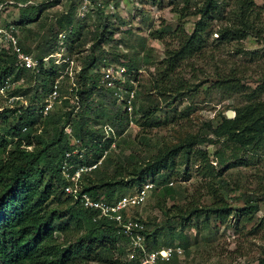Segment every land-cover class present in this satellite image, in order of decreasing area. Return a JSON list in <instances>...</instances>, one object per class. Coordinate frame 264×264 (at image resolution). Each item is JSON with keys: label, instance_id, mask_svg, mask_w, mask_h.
I'll list each match as a JSON object with an SVG mask.
<instances>
[{"label": "rangeland", "instance_id": "374dc122", "mask_svg": "<svg viewBox=\"0 0 264 264\" xmlns=\"http://www.w3.org/2000/svg\"><path fill=\"white\" fill-rule=\"evenodd\" d=\"M6 1L0 0L1 25L17 21L19 11L24 8L9 5ZM22 1L38 9L37 16L18 29L24 47L30 52L26 54L37 59L36 44L50 35L49 30L56 31L55 18L59 14L69 13L71 22L63 24L58 30L50 54L58 53L73 58L80 67L82 59L90 53L92 43L97 39L95 35L102 30L105 42H101L100 47L93 51L99 59L95 68L98 66L90 71L97 73L99 79L98 69L102 64L101 59H104L112 65L123 66L129 74L128 78L135 84L132 111L126 114L122 132L117 134L109 122H104L112 132H102L101 140L111 137V141L99 158L102 164L100 170L108 175L115 168L124 173L123 167L142 161L157 148H173L190 135L212 140L204 141L189 151H173L172 163L160 174L169 177L171 183L166 185L172 190V197L163 195L159 187L153 186L143 203L129 209L130 216L144 223V228L150 234L148 244L153 250L166 246L182 250L180 257L174 256L162 264H264L261 262L264 258V142L243 151L215 140L208 129L216 125L221 116L231 118L234 107L242 105L246 98L243 92L227 91L216 87V84L212 85L217 73L232 69L240 83L247 87L245 92L262 83L264 10L259 14L258 36L250 34L241 40L227 43L218 40L216 30L223 24L219 18L232 5L230 2L222 5L218 18L204 31L206 35L203 36L205 41L202 51L181 62L173 74L164 77L159 62L165 49L175 48L178 30L182 28L190 33L198 18L196 15L179 17L176 11L183 7L184 0ZM253 2L262 5L261 0ZM187 5L193 7L194 0H188ZM102 23L105 24L104 29ZM179 85L182 89L176 92ZM192 85H197V88L192 90ZM16 92L19 93L18 89ZM30 93L23 98L32 101L35 106L39 105L40 98ZM1 101L0 97V104ZM50 104L51 111H66L62 100ZM115 105L121 111L120 104ZM153 107L156 110L149 119H145L144 113ZM99 111L106 120H112L109 106L105 105ZM228 111L230 115H227ZM41 121L42 118L35 121L33 135L47 140L45 133H42ZM9 122L12 121L9 119ZM100 125L92 120L88 123L90 129L99 128ZM31 141L35 140L32 138ZM217 151L227 157L223 166L216 163ZM127 156H131V162L125 160ZM218 180L224 181L218 191L230 208L224 218L214 215L205 218L201 215L183 221L171 217L175 206L186 208L210 204L213 198L208 187L218 185ZM84 184L80 182V185ZM135 189L136 184L126 183L115 194L125 195ZM247 198L253 201L257 210L245 220V214H240L238 210ZM59 207L63 209L65 206ZM71 223L63 232H54L57 241L64 245L75 243L88 227L87 223H83L80 229H76L74 223ZM152 241L155 243L152 244ZM105 252H108L107 259L110 261L91 260L72 264H124L131 259H138L136 252L129 258L131 250L124 239L118 240L113 248Z\"/></svg>", "mask_w": 264, "mask_h": 264}, {"label": "trees", "instance_id": "16d2710c", "mask_svg": "<svg viewBox=\"0 0 264 264\" xmlns=\"http://www.w3.org/2000/svg\"><path fill=\"white\" fill-rule=\"evenodd\" d=\"M261 1L262 5L258 6L253 0H194L193 7H189L188 0H184L183 7L176 11L179 17L196 15L198 18L194 21L190 33L182 28L178 30V42L175 48L165 49L164 56L159 62L163 67V76H170L181 62L197 56L202 51L206 35L204 31L211 27V22L218 18L217 14L222 12L227 2L232 6L219 18L223 24L216 30L218 40L228 43L231 40H241L250 34L258 36L259 14L264 10V0ZM37 12L35 6H25L19 11L17 21L8 22L16 29L18 45L26 53L29 50L24 47L18 29L22 28V24H27L36 17ZM69 22H71L69 13L59 14L55 18L56 31L49 30L50 35H46L36 44L37 59L40 60L50 54L56 42V35L59 34L58 30ZM104 27L105 24L103 29ZM95 36L97 39L92 43L90 53L82 59L72 91L66 90L68 79L65 74L61 75L66 63L56 65L52 62L53 59L49 58L46 64L41 62L38 64L37 72H31L28 69L13 70L10 65L13 57L10 55H7V60L1 59L0 79L8 75H13L15 78L22 77L23 83L17 88L19 94L26 96L32 92V96L40 98V101L37 106L29 101L31 105L17 114L13 109H4L0 112V264H72L91 260L107 262L108 252L105 251L113 248L118 240L123 239L114 223L104 219L92 220L95 212L81 208L76 201L63 194L62 186L65 181L59 172L63 153L71 148L67 136L63 133L65 124L75 128L74 135L86 148L82 161L86 165L95 163L111 141V137L101 140L103 132L101 127L96 129L88 127L91 120L101 125L109 122L117 134L125 127L126 114L115 105L110 90L98 83L97 73L91 72L95 68L96 61L99 60L93 53L94 48H99L100 43L105 42L102 30ZM59 76H61L58 89L60 94L75 93L79 99V108L76 112L77 114L79 112V115L75 114L77 118L71 116L72 105L68 98L60 99L66 111L48 110L44 115L41 112L51 85ZM214 84L223 90L243 92L246 98L242 105L234 107V115L231 118L221 116L216 125L208 127L212 138L243 151L261 145L264 142V97H262L264 77L260 85L245 92L247 87L240 83L231 69L229 72L217 73L215 83L212 85ZM192 86V90L197 88V85ZM181 89L179 85L175 91ZM105 105L112 111L111 121L106 120L99 111ZM155 110L156 107L147 109L144 118L149 119ZM39 118H42V133H45L47 140L33 135V125ZM9 119L12 122H9ZM32 138L34 142L31 141ZM204 141L212 142L210 138H196L190 135L173 148H157L142 161H135L123 167L124 173L115 168L113 173L108 175L100 170L102 164L99 163L90 173L83 174L81 181L85 184L81 185V192L87 193L94 200L103 198L109 202L121 196V194L116 195L115 192L124 184L133 183L138 188L149 176V181L153 182L155 187H159L163 195L172 197V190L166 185L169 177L160 175L161 172L172 163L173 151H189ZM215 154L216 163L223 166L227 157L221 151ZM125 160L131 162V156L125 157ZM223 183V180H218V185L211 184L212 187H208L213 198L210 204L192 205L186 208L175 206L171 217H178L183 221L201 215L205 218L208 215L224 218L230 208L219 195L218 188L220 185L223 186ZM52 203L55 205L49 206ZM60 205L65 207L61 209ZM256 210V205L247 198L238 211L240 214H245V220H248ZM71 222L76 229H80L83 223H87L88 227L75 243L64 245L57 241L54 232H63L72 224ZM140 222L145 227L144 223ZM141 234L147 250H153L154 248L148 244L150 234L145 228ZM154 243L152 241V244ZM261 262L264 263V258ZM124 264H137V259H131Z\"/></svg>", "mask_w": 264, "mask_h": 264}, {"label": "built area", "instance_id": "2783aa9c", "mask_svg": "<svg viewBox=\"0 0 264 264\" xmlns=\"http://www.w3.org/2000/svg\"><path fill=\"white\" fill-rule=\"evenodd\" d=\"M6 3L15 5L17 8L27 6L26 1L22 0H7ZM17 41L16 29H14L13 25L11 23L0 24V66L2 65L1 59L7 60V55H10L13 57V61L10 64L13 70L28 69L31 72H37V66L40 62L46 64L49 58H53L52 62L56 65L66 63L61 75L65 74L67 76L68 86L66 90L72 91L73 87H75V75L79 71V66L73 58L54 53L48 54L40 60L34 59L21 50ZM101 63L98 69L100 74L98 83L110 90L115 103L120 104V108L125 114H131L134 98L133 86H135L133 80L128 78L129 74L126 73L123 66L112 65V63H108L104 59H102ZM60 77L53 81L41 112L44 115L50 110V102L68 98L69 103L72 105L71 116L73 117L78 111L79 99L75 93L60 94L58 91ZM22 83V77L15 78L13 75L4 76L0 79V97L2 98L0 112L4 109H13L14 113L17 114L31 105V102H28L21 94L16 92ZM131 121V118H129L128 122L130 124ZM101 128L107 134L112 132V129L107 125L103 124ZM63 133L67 136L71 146L69 150L64 151L59 164L60 175L65 181L62 186L63 194L76 201L81 208L95 212L92 220L104 219L114 223L118 228V232L130 247L129 258H132V254L135 252L138 255L137 264H162L168 262L174 256L180 257L182 250L179 247L166 246L155 250H147L141 234L144 229L142 223L128 213L131 207L144 202L150 189L155 186L154 183L146 180L132 193L121 195L113 201L107 202L103 198L92 199L87 193L81 192V176L94 169L100 161L98 159L91 165L84 164L82 161L86 148L81 145L79 138L74 135L72 126L65 124ZM170 183L168 182V184Z\"/></svg>", "mask_w": 264, "mask_h": 264}, {"label": "water", "instance_id": "95a60500", "mask_svg": "<svg viewBox=\"0 0 264 264\" xmlns=\"http://www.w3.org/2000/svg\"><path fill=\"white\" fill-rule=\"evenodd\" d=\"M227 115H230V112L229 111L227 112ZM227 117H229V116H227Z\"/></svg>", "mask_w": 264, "mask_h": 264}]
</instances>
